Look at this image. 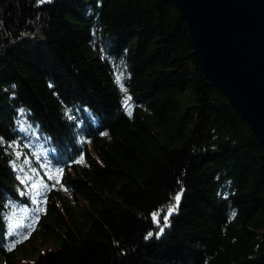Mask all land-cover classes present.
<instances>
[{
  "label": "trees",
  "instance_id": "16d2710c",
  "mask_svg": "<svg viewBox=\"0 0 264 264\" xmlns=\"http://www.w3.org/2000/svg\"><path fill=\"white\" fill-rule=\"evenodd\" d=\"M19 112L75 206L46 194L33 237L56 247L21 264H264V148L171 1L0 0L1 141ZM6 161L0 145V264H16Z\"/></svg>",
  "mask_w": 264,
  "mask_h": 264
},
{
  "label": "water",
  "instance_id": "95a60500",
  "mask_svg": "<svg viewBox=\"0 0 264 264\" xmlns=\"http://www.w3.org/2000/svg\"><path fill=\"white\" fill-rule=\"evenodd\" d=\"M186 23L203 80L264 148V0H169Z\"/></svg>",
  "mask_w": 264,
  "mask_h": 264
},
{
  "label": "rangeland",
  "instance_id": "374dc122",
  "mask_svg": "<svg viewBox=\"0 0 264 264\" xmlns=\"http://www.w3.org/2000/svg\"><path fill=\"white\" fill-rule=\"evenodd\" d=\"M120 75L121 73L118 76ZM16 128L18 138L11 142L0 140V145L7 158L13 189L22 201L8 199L2 212L7 227L8 248L14 252H18L21 248L25 249L24 253H18L15 259L16 264H21L35 260L43 250L56 247L51 241L33 237L34 226L42 212L46 194L50 190L57 191L71 208L74 209L75 206L72 205L70 195L64 191L60 181L57 183L59 176L53 175L58 171L52 167L37 129L27 121L22 112H19L16 119ZM175 203L174 197L172 204L166 208L167 213Z\"/></svg>",
  "mask_w": 264,
  "mask_h": 264
},
{
  "label": "snow or ice",
  "instance_id": "6c2138e0",
  "mask_svg": "<svg viewBox=\"0 0 264 264\" xmlns=\"http://www.w3.org/2000/svg\"><path fill=\"white\" fill-rule=\"evenodd\" d=\"M40 2L43 3V2H45V0H40ZM119 80H120V77L118 76V77H117V82H118V83H119ZM121 90L124 91L122 85H121ZM130 99H131L130 97H127V98L125 99V101H124L125 105H128V102H129ZM129 115H131V111H130V109H129ZM83 162H84V161H83V156H81V158H80L79 160L75 161V163H83ZM61 174H62V170H58V172H57V173H54L53 175L59 176V175H61ZM49 178L51 179L52 176L50 175ZM57 183H59V180H58V179H57ZM175 201H176V203H175L172 207H170V208L168 209V214H169V215L172 213V211L175 209V207L179 204V201H180V195H179V194L176 195V197H175ZM158 215H159L158 212H157V213H153V220H154L155 222H157V223H159V221L157 220ZM233 215H235V213H233ZM167 219H168V216L166 215V216L164 217V222H165V224L167 223ZM160 231L162 232V231H163V228H161ZM157 235H159V233H157ZM148 236H149V237L152 236V233H151V232L148 233ZM25 238H26V237H25ZM147 238H148V237H146V239H147ZM17 242H19V241H17ZM12 246L14 247L15 245H12ZM9 250H11V248H10Z\"/></svg>",
  "mask_w": 264,
  "mask_h": 264
}]
</instances>
